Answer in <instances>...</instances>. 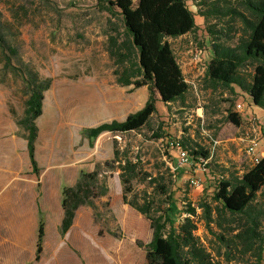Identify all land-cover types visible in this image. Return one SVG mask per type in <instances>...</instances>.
<instances>
[{
    "label": "rangeland",
    "instance_id": "1",
    "mask_svg": "<svg viewBox=\"0 0 264 264\" xmlns=\"http://www.w3.org/2000/svg\"><path fill=\"white\" fill-rule=\"evenodd\" d=\"M93 1L0 0L2 18L19 32L15 44L22 59L40 77L51 80L35 121L34 174L24 133L16 125L24 110L23 89L20 81L0 72V264H144L151 230L121 202L119 170L111 163L114 139L129 158L146 162L149 172L157 167L162 171V163L170 168L176 222L183 217L184 198L195 206L210 203L220 175H240L254 164L253 158L259 160L264 153V110L235 87L231 95L205 82L209 39L192 0L185 3L196 29L167 40L189 85L184 105L174 104L167 110L157 101L149 127L115 136L103 133L90 147L82 135L86 125L123 121L148 98L146 87L115 84L111 62L96 33L102 15ZM197 54L199 61L194 59ZM236 104H242L243 111L238 112ZM227 110L241 116L240 127L224 120ZM154 134L161 137L154 139ZM170 141L180 142L189 153L207 152L209 159L201 164L191 157L187 166H179L175 152L167 148ZM249 148L253 155L247 153ZM78 182L89 186L86 204L92 208H77L63 231L62 192ZM253 205L263 213L264 231V187ZM39 218L44 220V235L36 261ZM232 229L226 221L220 227H207L197 219L195 236L215 264H256L250 253L224 249L218 238L228 240L235 233ZM258 264H264V253Z\"/></svg>",
    "mask_w": 264,
    "mask_h": 264
},
{
    "label": "trees",
    "instance_id": "2",
    "mask_svg": "<svg viewBox=\"0 0 264 264\" xmlns=\"http://www.w3.org/2000/svg\"><path fill=\"white\" fill-rule=\"evenodd\" d=\"M95 9L104 13L105 51L112 66L115 84L138 89L146 87L148 98L142 108L119 121L85 128L82 135L91 147L103 133L126 134L149 127L157 113L156 102L168 110L174 104L184 105L189 85L168 43L196 29L194 15L185 0H95ZM198 16L204 20L211 56L208 60L205 82L209 88H222L235 95L234 87L246 94L253 106L264 110V0H192ZM18 30L5 21L0 13V72L20 81L25 96L23 115L16 125L23 131L30 167L37 174L35 142L44 92L51 85L25 62L15 44ZM224 120L240 127L242 118L230 110ZM160 134H154L158 139ZM113 144L112 164H117L123 205L140 215L149 225L151 240L144 246V264H215L210 254L195 236L196 220L205 226H221L226 221L235 232L228 240L219 236L225 250H242L260 263L264 253L263 213L253 204L264 187V156L241 172L223 173L217 181L210 203L193 205L184 198L176 222L172 205V176L170 168L160 164L148 171L139 157L129 158ZM180 143V142H179ZM182 146V145H181ZM183 149H185L183 147ZM186 150V149H185ZM187 151V150H186ZM189 153V151H187ZM190 157L206 162L207 152L192 151ZM226 170V169H224ZM228 172V171H227ZM136 186H143L136 190ZM87 184L78 182L63 190L62 230L66 231L74 211L87 203ZM150 189V191H149ZM67 194V195H66ZM213 204V206H212ZM201 210V214L197 210ZM44 235L39 219L36 241L37 261Z\"/></svg>",
    "mask_w": 264,
    "mask_h": 264
},
{
    "label": "built area",
    "instance_id": "3",
    "mask_svg": "<svg viewBox=\"0 0 264 264\" xmlns=\"http://www.w3.org/2000/svg\"><path fill=\"white\" fill-rule=\"evenodd\" d=\"M198 54L194 56L195 61H199L198 59ZM236 109L238 112L243 111V105L242 104H236ZM253 145H255L252 142ZM167 148L170 150H173L176 154V160H177V164L179 166H187L190 161H191V157L189 155V153L183 149V147L181 146V144L178 141H170L167 144ZM252 148H249L247 150V153L250 155L252 153ZM253 155V153H252ZM254 163H256L258 161L257 158H253ZM204 162H201V164H203ZM193 186H197L198 185V181L197 180H191L190 182Z\"/></svg>",
    "mask_w": 264,
    "mask_h": 264
},
{
    "label": "crops",
    "instance_id": "4",
    "mask_svg": "<svg viewBox=\"0 0 264 264\" xmlns=\"http://www.w3.org/2000/svg\"><path fill=\"white\" fill-rule=\"evenodd\" d=\"M95 0L93 1V5H95ZM94 7V6H93ZM102 16H101V18H100V20H99V23H98V27H97V34L99 35V37L102 39V41H103V48H104V45H105V39H106V37H105V35H104V24H105V17H106V15L104 14V13H100ZM104 52H105V55H106V58H107V60L109 61V58H108V55H107V53H106V51H105V48H104ZM181 69V68H180ZM182 72V71H181ZM182 74H183V72H182ZM119 122H121V121H119ZM86 127H91V125H86L85 126V128ZM84 128V129H85ZM263 153V152H262ZM260 154L261 156H260V158L261 157H263L264 156V153L263 154ZM212 157V156H211ZM210 157V158H211ZM61 211H62V214H63V209H61ZM40 219V218H39ZM42 220H43V218H42ZM63 219H61V221H62ZM38 223H39V220H38V222H37V229H38ZM43 225H44V220H43Z\"/></svg>",
    "mask_w": 264,
    "mask_h": 264
}]
</instances>
